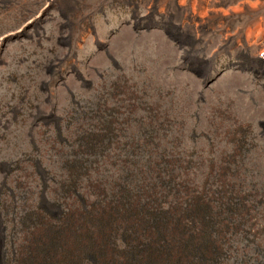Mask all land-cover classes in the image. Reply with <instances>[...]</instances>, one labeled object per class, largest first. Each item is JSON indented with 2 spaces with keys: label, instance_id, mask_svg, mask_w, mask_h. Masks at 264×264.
Segmentation results:
<instances>
[{
  "label": "rangeland",
  "instance_id": "1",
  "mask_svg": "<svg viewBox=\"0 0 264 264\" xmlns=\"http://www.w3.org/2000/svg\"><path fill=\"white\" fill-rule=\"evenodd\" d=\"M153 225L264 264V0H0V264H150Z\"/></svg>",
  "mask_w": 264,
  "mask_h": 264
},
{
  "label": "trees",
  "instance_id": "2",
  "mask_svg": "<svg viewBox=\"0 0 264 264\" xmlns=\"http://www.w3.org/2000/svg\"><path fill=\"white\" fill-rule=\"evenodd\" d=\"M198 208L189 216H186V213L177 216L175 218L177 220L176 229L174 228V230L181 231V234L187 233L188 229L191 228L182 223L183 219L191 216L199 218L201 215L205 217L208 212L205 210L200 213ZM153 227L155 229L154 242L160 249L157 251V255L149 260L150 264H217L219 253L210 239L211 234L214 232L213 227L207 226L203 230L200 228L201 231H197V234L189 233L183 240L179 241L176 249L170 246L171 243L165 238L162 229L154 225Z\"/></svg>",
  "mask_w": 264,
  "mask_h": 264
}]
</instances>
